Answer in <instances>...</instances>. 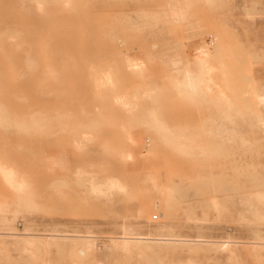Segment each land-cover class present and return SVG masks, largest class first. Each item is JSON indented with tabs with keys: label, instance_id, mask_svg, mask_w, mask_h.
Listing matches in <instances>:
<instances>
[{
	"label": "rangeland",
	"instance_id": "374dc122",
	"mask_svg": "<svg viewBox=\"0 0 264 264\" xmlns=\"http://www.w3.org/2000/svg\"><path fill=\"white\" fill-rule=\"evenodd\" d=\"M174 7L185 16L174 19ZM194 41L206 46L200 49L211 62L224 64L215 80L227 78L235 116L264 113L252 93L264 91V0H47L44 13L33 0H0V160L29 182L22 210L14 206L8 221H0V264H160L113 254L107 245L81 255L41 240L87 227L115 234L121 224L141 232L172 225L189 237L236 241L232 254L162 250L169 260L264 264V245L253 243L264 239V219L252 213L257 206L264 212V204L251 203L254 192L264 193V133L237 118L233 128L251 145L227 142L215 150L218 138L202 126L208 117L220 122L224 102L216 96L186 102L171 86L184 64L194 66ZM106 74L111 86H98ZM18 86L24 94H1ZM117 93L137 95L131 111L108 98ZM152 108L159 120L195 138L185 151L159 138L146 116ZM18 112L24 119L13 122ZM110 179L121 188L105 195L93 190L92 183ZM10 194L0 180V198ZM212 195L222 197L220 213L208 206ZM30 233L28 254L17 240Z\"/></svg>",
	"mask_w": 264,
	"mask_h": 264
},
{
	"label": "bare ground",
	"instance_id": "6f19581e",
	"mask_svg": "<svg viewBox=\"0 0 264 264\" xmlns=\"http://www.w3.org/2000/svg\"><path fill=\"white\" fill-rule=\"evenodd\" d=\"M33 1L35 9L40 13H44L47 6V0ZM66 2H68V0H66ZM172 15H174V19L178 20L184 17L185 13L179 8L174 7ZM223 66V63L216 65L211 62L209 51L200 49V52L196 57H194V66L192 67L189 63L184 64L179 70L180 75L171 79L173 92L183 101L201 104L206 101L213 100L216 96L220 101L224 102L226 107L218 118L220 122H218L217 119L215 121V118L208 117L207 119H204L202 126L203 132L210 135L212 138H218L220 145L215 148L216 151H220L222 149L221 146L227 142H240L241 144L248 146L251 145V141L244 134L241 132L239 133L233 128L237 118L249 121L250 124L259 127L264 133V113L260 109H251L247 114L235 116L231 99L227 92V78L223 77L220 83L215 80V71L218 68H224ZM133 67L134 70L137 69V66ZM97 85L100 87H110V76L106 74L105 79L101 76ZM252 93L254 94L255 100L258 104H264L263 90L257 89ZM142 95L144 98H149L151 96L147 90H144ZM136 97L137 95L130 97L122 93H117L115 96L108 98H111L117 104H121L124 109L131 111L136 104ZM146 116L149 117L152 128L159 134V138L179 151H185V142H191L195 139L190 133H187L186 130L184 133H181L178 130L175 131L169 124L159 120L156 117L153 108L148 110ZM86 135L87 134H84L83 136L86 137ZM181 136L184 137L186 141H180L179 139ZM83 143L84 142L82 140H76L75 146L78 149H82ZM202 149L205 150L204 148ZM77 177L79 181L84 182L85 178L82 177L80 173H77ZM0 180L11 191L9 200L0 198V221L5 223L8 221V214L14 206L18 207V210H22L25 203L24 199L27 197L29 182L26 178L20 176L14 167L1 160ZM219 180L220 179L218 178L213 179V181ZM92 186L93 190H95L97 194L104 195L108 190L121 188V185L112 179L100 183H92ZM167 192L169 196H174L170 190L167 189ZM207 202L211 209L219 213L223 209L222 197L218 195L210 196ZM251 203L256 206L264 204V193L260 191L254 192L252 194ZM252 213L256 218L264 219V212H261L258 206L253 209ZM7 227L12 230L15 229L12 224ZM54 231L60 230L54 229ZM9 233L12 235L20 234L15 231H10ZM48 238H51L54 241L52 244L77 250V252L81 255L91 253L100 246L107 245L113 254L136 253L139 256L147 258L146 261H156L160 264H212V260L209 258L199 259L196 256H190L186 260H169L166 257H163L161 252L164 249H171L174 251L179 248L182 249L187 247L190 250H219L221 252H229L232 254L234 252V248L231 244L232 242H236L229 239H209L203 235L189 237L181 234L176 230L175 226L172 225H163L155 232H141L140 229L131 224H121L118 226V232L115 234L105 233L99 235L95 228L87 227L85 229H73L63 231L61 233L54 232L45 234L41 240L48 241ZM17 243L21 245L22 248L26 249L25 252L31 254V246L33 244L31 233L18 239ZM253 243L264 245V239H258L253 241Z\"/></svg>",
	"mask_w": 264,
	"mask_h": 264
},
{
	"label": "crops",
	"instance_id": "0c3cea01",
	"mask_svg": "<svg viewBox=\"0 0 264 264\" xmlns=\"http://www.w3.org/2000/svg\"><path fill=\"white\" fill-rule=\"evenodd\" d=\"M201 47H206L205 45H203L201 42L200 43H198V42H196V41H194L193 42V44H191L190 46H189V48L191 49V50H189V53H191L192 55H193V57H196L197 56V54L200 52V48ZM208 48V47H207ZM135 58H139L137 55H135ZM24 91H25V88H22L21 86H18V87H14V88H9V89H7V90H3L2 91V95H7V96H10V95H20V94H24ZM69 91V92H68ZM67 94H72L73 95V88H71V89H67ZM3 107H4V105H3ZM3 116H4V113L2 114ZM9 117H10V115H9ZM24 119V116L23 115H20V112H18V116L17 117H15L14 115H12V120H13V122L15 121V120H17V122L19 123L20 122V120H23ZM18 141H20V139L18 138ZM13 142H15V139H13ZM14 159V161L13 162H15V158H13ZM10 160V159H9ZM17 161V160H16ZM25 160L23 159V160H19L18 159V162H16L18 165L19 164H24L25 162H24Z\"/></svg>",
	"mask_w": 264,
	"mask_h": 264
}]
</instances>
